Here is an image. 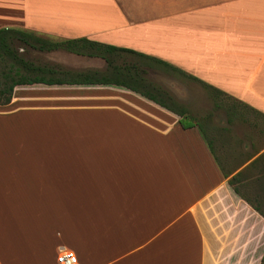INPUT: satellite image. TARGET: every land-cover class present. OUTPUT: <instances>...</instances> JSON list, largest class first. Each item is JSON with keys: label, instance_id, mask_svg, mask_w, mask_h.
<instances>
[{"label": "crops", "instance_id": "0c3cea01", "mask_svg": "<svg viewBox=\"0 0 264 264\" xmlns=\"http://www.w3.org/2000/svg\"><path fill=\"white\" fill-rule=\"evenodd\" d=\"M1 28L142 54L264 117V0H0ZM58 52L80 63L64 69L108 72L100 57ZM123 56L119 66L138 61L115 64ZM143 61L145 77L167 70ZM11 101L0 106V264H56L66 249L80 264L262 263L264 218L227 181L262 155L238 184L260 200L264 149L219 156L194 120L111 85L20 86Z\"/></svg>", "mask_w": 264, "mask_h": 264}, {"label": "trees", "instance_id": "16d2710c", "mask_svg": "<svg viewBox=\"0 0 264 264\" xmlns=\"http://www.w3.org/2000/svg\"><path fill=\"white\" fill-rule=\"evenodd\" d=\"M16 44L25 46L28 49L38 51L40 53H49L53 51H65L74 55L88 56V57H100L104 59L107 64L108 72L100 73L96 71H71L64 69L63 66L57 64H36L30 60L25 59L19 52V48H16ZM119 53H128L133 55L136 60L134 63H129L128 65L119 66L115 64V56ZM144 59H149L150 61L163 65L165 69L169 71L184 75L180 70L171 67L170 65L148 58L142 54L135 53L130 50L116 48L113 46H107L104 44H99L87 40L85 38L70 39V40H59L54 41L47 37H41L34 32L15 29V28H1L0 29V106L8 105L12 99L13 92L16 87L20 86H33V85H111L116 87L124 88L130 92L139 95L161 108L177 115L180 118V123L184 119H191L189 114L182 108L178 106L175 100L167 94L162 89L154 86L150 83L144 76L145 71L140 68L141 65H150L143 61ZM140 65V66H139ZM186 77V76H185ZM192 81L201 84L206 90L214 95L216 99L221 96L230 98L221 91L203 83L202 81L187 76ZM232 99V98H230ZM233 100V99H232ZM236 107L248 108L242 103L234 100ZM220 105L216 103L215 107ZM235 108V107H233ZM229 109H227L228 111ZM254 113L258 112L251 110ZM227 121L231 122L232 114L235 115L233 110L227 112ZM264 118V117H263ZM243 121L246 119L242 118ZM198 126L200 132L206 139V142L213 152V147L210 144L211 140L207 136V130L205 129V124L200 121L194 120L193 122ZM262 155L257 159L253 160L245 169L238 172L232 176L227 182L232 187L234 192L240 196L248 205H250L259 215L264 218V212L261 209L260 202L258 198L246 197L241 187L238 185L244 172L249 168L256 166L261 159ZM218 166L222 171L225 178H228L232 173L231 170L225 169L217 160ZM261 173V171H259ZM262 263L264 264V256H262Z\"/></svg>", "mask_w": 264, "mask_h": 264}, {"label": "rangeland", "instance_id": "374dc122", "mask_svg": "<svg viewBox=\"0 0 264 264\" xmlns=\"http://www.w3.org/2000/svg\"><path fill=\"white\" fill-rule=\"evenodd\" d=\"M49 39L54 41L59 40L53 37ZM15 46L19 48L20 54L25 59L36 64L49 62L60 65L74 64V66H80L79 61L67 57L64 53H40L19 44ZM116 59L117 65H120L122 62H127L125 56ZM157 70L159 72L155 74L147 73V80L169 94L173 98V101L175 100L177 102L178 106L184 108L190 118H194V120L205 124L207 136L214 142L219 151V156H225L229 149L230 152L227 153V157L235 158L240 156L241 159H244L246 155L264 149V133H261L264 132L263 118L256 117L248 109L239 106L236 107V103L230 98L221 96L216 99L201 84L192 81L184 75L176 74L168 70L163 71L161 68H157ZM216 103L220 106L215 107ZM227 109H229L228 111L233 110L235 113V115L232 114L230 123L227 122L229 117ZM242 118H245L246 121H241ZM110 119L109 116L102 117L100 118V124H109ZM182 123V125L188 126L191 122L187 118ZM253 123H256L258 127L254 128ZM225 128H228L230 132H224ZM250 143L253 149L248 148ZM222 145H226L227 148L225 150L222 149ZM261 185V188H264V182ZM259 202L264 208V196Z\"/></svg>", "mask_w": 264, "mask_h": 264}, {"label": "built area", "instance_id": "2783aa9c", "mask_svg": "<svg viewBox=\"0 0 264 264\" xmlns=\"http://www.w3.org/2000/svg\"><path fill=\"white\" fill-rule=\"evenodd\" d=\"M56 264H80V262L74 252L66 249L56 254Z\"/></svg>", "mask_w": 264, "mask_h": 264}]
</instances>
